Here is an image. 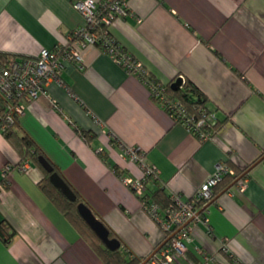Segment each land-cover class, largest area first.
I'll return each mask as SVG.
<instances>
[{
	"label": "crops",
	"instance_id": "crops-1",
	"mask_svg": "<svg viewBox=\"0 0 264 264\" xmlns=\"http://www.w3.org/2000/svg\"><path fill=\"white\" fill-rule=\"evenodd\" d=\"M74 1L0 0V52L36 57L66 43L84 23ZM110 29L160 82L183 77L207 95L223 119L215 135L202 141L176 122L138 75L96 44L80 49L84 69L65 61L67 87L51 81L28 103L21 132L143 260L166 234L123 181L142 174L127 147L158 169L149 192L160 187L183 200L219 163L257 161L207 204L208 223L192 224L175 264H264V0H129V14ZM20 162L0 126V221L9 224L0 264H105L41 189L43 171Z\"/></svg>",
	"mask_w": 264,
	"mask_h": 264
},
{
	"label": "built area",
	"instance_id": "built-area-1",
	"mask_svg": "<svg viewBox=\"0 0 264 264\" xmlns=\"http://www.w3.org/2000/svg\"><path fill=\"white\" fill-rule=\"evenodd\" d=\"M73 4L83 15L84 23L69 34L66 43L60 44L55 49L44 48L36 57H13L5 64L0 63V96L4 98L7 108L1 128H6L14 122L16 116L24 114L28 103L37 99L46 90L49 82L56 81L61 86L67 87L61 76L65 61H75L80 69H84L80 49L88 44L98 45L109 53L115 62L125 67L127 71L138 75L143 83L148 85L153 98L164 108L174 105V102L164 95V84L157 82L143 64L117 42L111 32L113 21L117 17L129 14V0H75ZM176 113L182 117V123L192 134L200 133V139L207 140L214 136L200 129L199 125H195L183 109L178 108ZM126 150L130 159L139 165L142 174L138 178L123 177L124 183L138 195L143 209L160 223L166 238L173 234L149 262L175 264L177 258L187 252V243L192 240V224L197 221L208 223L207 215L202 216V212L199 213L200 201L207 203L206 201L213 197V188L222 175L232 170L226 163H219L192 198L183 200L180 195L173 194L176 206L162 210L153 201L141 198L146 181L150 176L157 177L158 169L148 163L143 151L135 147H127ZM29 165L30 161L26 159L22 161L19 168L26 170Z\"/></svg>",
	"mask_w": 264,
	"mask_h": 264
},
{
	"label": "trees",
	"instance_id": "trees-1",
	"mask_svg": "<svg viewBox=\"0 0 264 264\" xmlns=\"http://www.w3.org/2000/svg\"><path fill=\"white\" fill-rule=\"evenodd\" d=\"M11 58H13L12 55L0 52V63L5 64L6 62L10 61ZM156 81L160 82L158 79H156ZM172 83L166 85L164 84V95L174 102L172 107H165V110L173 117L176 122L182 123V117H179V115L176 113V110L178 108L183 109L186 111L187 117L192 119L195 125H199L200 129L203 131H208L212 135H215L219 127L222 125L223 119L219 117L218 112L214 108L209 106V99L207 95L190 80H185V82L178 87H173ZM6 111V102L4 98L0 96V125L4 123ZM21 130L22 125L20 123V116H16L12 124L7 125L6 128H2L3 134L15 145L21 154L20 164L23 160L29 159V161H32L43 171V177L39 183L41 189L53 202L57 209L65 216V218L77 229L81 236L91 245L103 262L105 264H141L143 259L136 255L128 247V245L125 244L120 236L109 226V224L98 215L95 209L89 204V202L83 197L77 188L65 177L60 167L46 155L39 143L28 132H21ZM82 133L85 135L84 131H82ZM194 135L199 139L201 137L200 133H194ZM200 140L203 141L202 138ZM40 155H45L53 164L54 170L58 171L67 179V181H69L77 194V199L75 201L70 200L50 181L51 173L48 172L39 162ZM256 162L257 161L252 162L243 167L238 166L231 160L225 162L232 171L222 175L217 185H215L213 188V197L209 201H206L207 203L201 200L198 205L199 209H202L205 205L209 204L219 190H228L234 184L240 183L242 180H244ZM113 168L115 169V172L120 175V169L117 167V165L114 164ZM158 178L159 176L149 177V180L145 183L144 194L141 198H147L150 201H153L154 203L158 204L162 210L174 207V205L176 206V202L173 199V194L166 192L164 188L156 187L153 190H150V192L148 191V183H156ZM79 202H85L88 204L93 209V211L105 222V224L110 229L111 237H117L121 240L120 247L112 250L103 244L101 239L96 235V233L91 229V227L79 213L77 208ZM205 211L206 209L202 211V216L206 215ZM8 227L9 224H7L4 220L0 221L1 236L4 237V232Z\"/></svg>",
	"mask_w": 264,
	"mask_h": 264
},
{
	"label": "water",
	"instance_id": "water-1",
	"mask_svg": "<svg viewBox=\"0 0 264 264\" xmlns=\"http://www.w3.org/2000/svg\"><path fill=\"white\" fill-rule=\"evenodd\" d=\"M183 83V77H178L173 83V87H178L181 86ZM39 162L41 165L48 171L50 172V181L58 187L70 200L75 201L77 199V194L74 191L73 187L67 181V179L62 176L58 171L54 170V166L51 163V161L45 156V155H40L39 156ZM208 205L203 207L200 211H204ZM78 211L81 214V216L84 218V220L87 222V224L91 227V229L96 233V235L101 239L103 244L108 247L109 249H116L121 246V240L117 237H111L110 234V229L109 227L105 224V222L93 211V209L86 204L85 202H79L77 205ZM191 221V220H190ZM189 221V222H190ZM173 236L170 235L167 237L163 243L160 245V247L152 253L149 257L143 260L141 264H146L149 262L151 257L161 249L162 246H164L170 238Z\"/></svg>",
	"mask_w": 264,
	"mask_h": 264
}]
</instances>
